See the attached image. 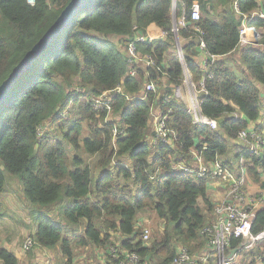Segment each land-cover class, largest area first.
Masks as SVG:
<instances>
[{"label":"trees","instance_id":"obj_1","mask_svg":"<svg viewBox=\"0 0 264 264\" xmlns=\"http://www.w3.org/2000/svg\"><path fill=\"white\" fill-rule=\"evenodd\" d=\"M173 1L87 0L0 105V195L8 173L22 179L32 205L56 207L38 218L30 238L35 246L60 248L63 264H78L79 251L116 246L115 236L121 254H137L139 264H172L180 248L190 253L204 248L200 232L213 220L210 181L173 170L192 164L193 149L206 161L220 159L229 168L246 160L249 184L264 185V156L251 154L254 139L239 137L261 121L264 111V37L261 47L238 48L243 15L262 9L261 0H177L180 16H187L186 27L179 29L183 57L194 81L204 79L202 111L218 122L217 129L193 126L177 100L164 105L162 96L173 94L169 86L183 79L172 34ZM71 2L36 0L31 6L27 0H0V87ZM195 2L201 11L197 22L190 16ZM152 24L170 36L141 44L139 50L152 55L161 70L140 68L137 78L129 77L119 39L133 37L134 26L145 32ZM251 26L262 31L264 20ZM201 40L212 56L238 51L240 76L226 60L204 71L198 60ZM147 78L162 92L156 107L174 132L170 144L148 140L154 136L149 121L155 94L149 93L146 101L117 95L110 122L106 111H96L88 101L121 84L125 94L138 95ZM114 126L122 134L114 137ZM256 127L254 133L264 132V123ZM38 129L44 130L43 137ZM150 214L164 229L146 241L140 218ZM263 229L261 209L252 233ZM106 255L105 264L117 263L111 251ZM247 256L250 264H264V242ZM0 264H20V259L0 248Z\"/></svg>","mask_w":264,"mask_h":264},{"label":"built area","instance_id":"obj_2","mask_svg":"<svg viewBox=\"0 0 264 264\" xmlns=\"http://www.w3.org/2000/svg\"><path fill=\"white\" fill-rule=\"evenodd\" d=\"M28 4L34 6L36 0H27ZM177 5V0L173 1V11ZM238 4L235 3V8ZM193 22L201 19L200 6L197 2L193 4L190 13ZM187 16L176 17L173 12L172 34L177 42V36L181 27H186ZM264 20V10L253 12L250 15H243L242 28L240 30L238 48H246L249 46L261 47V36L256 29L251 26L254 20ZM150 27V26H149ZM149 27L143 32L137 26L133 27V37L120 39L119 47L123 48L127 64L129 77L137 78L140 68L161 70L157 67L155 59L152 55L142 54L139 45H151L160 40L149 31ZM196 31L201 33L199 27ZM251 32V36H249ZM162 36L168 38L169 33L162 30ZM198 51L206 53L204 65L214 64L216 56L209 55L205 51V44L201 40ZM177 59L180 61L183 69V79L179 85H174V95L168 97L162 96L157 85L147 78L143 91L138 95H127L124 93L123 84L119 85L112 91H107L97 97H90L88 101L96 111H106L109 119L112 118L113 103L117 95L126 97L129 101L148 100V94H155V100L151 108V122L154 125V136L148 138L152 144L164 143L170 144L174 136V132L167 125L168 117L163 115L160 110H155L156 99L164 100V105L172 101L181 99L185 106L183 110L191 117L192 125L195 127H209L217 129L218 122L207 117L202 111V95L206 93L204 79L196 83L193 75L190 73L183 54L178 52ZM68 112H64L63 117H67ZM238 116V115H237ZM110 122V121H109ZM251 127L240 133V140L246 142L249 137L254 139L250 144V152L257 158L264 156V132L261 134ZM41 136V131L38 129ZM122 134L116 126L113 129V135ZM246 160L241 159L239 166L229 168L224 162L216 159L213 162L206 161L205 157L196 149L192 150V164L190 166L181 164L173 168L179 173H188L195 175L198 179H208L210 182L211 198L213 200L212 222L203 228L200 232L202 239L206 241L204 248L196 253H190L187 248H180L178 256L172 264H250L251 260L247 256L254 247L264 242V229L258 233H252V224L256 216V212L264 209V185L252 187L248 182V171L246 168ZM253 184V183H252ZM255 185V184H254ZM214 197L218 200L215 202ZM150 237L149 230L145 231L144 239L147 241ZM238 241L236 246L233 243ZM35 246L32 238L26 239L24 249L30 251ZM111 256L116 264H139L140 258L137 254L124 253L121 254L119 249H111ZM52 264V263H48Z\"/></svg>","mask_w":264,"mask_h":264},{"label":"rangeland","instance_id":"obj_3","mask_svg":"<svg viewBox=\"0 0 264 264\" xmlns=\"http://www.w3.org/2000/svg\"><path fill=\"white\" fill-rule=\"evenodd\" d=\"M175 16H180V9L175 5L174 11ZM173 17V16H172ZM263 30L261 31V42H263ZM240 64L232 65L233 71L240 76ZM47 129V128H46ZM41 136L44 135V130H41ZM51 132L50 130L48 131ZM176 167V166H175ZM174 168V167H173ZM6 178V188L3 194L0 195V248H7L13 250L12 248H16L17 246L23 247L26 239L30 238V234L34 232L36 227L38 218L41 216L51 215V213L55 212L56 207L52 208H43L39 209L36 206L32 205L30 200L26 197L23 190V182L20 177L12 176L8 173H5ZM251 186L254 188L256 185L251 183ZM209 189V188H208ZM210 192V189H209ZM211 196V194H210ZM218 199L214 197V201L216 202ZM40 207V206H39ZM57 222L56 217H52ZM142 223L145 224L147 230L150 232V238L153 234L161 233L164 229V224L160 222L155 214H150L143 216L140 218ZM147 221V222H144ZM119 236H115L114 241L116 242V246H109V250L118 249V240ZM150 240V239H149ZM35 247V246H34ZM53 254L54 258L51 259L54 264L58 262V255L56 254L57 248L49 249ZM106 249H99L96 252L87 251L78 253V264L87 263V257L95 259L100 253L103 258L107 257ZM15 254V253H14ZM47 254L44 253L43 256ZM19 259H22L21 254H15ZM94 262L91 264H102L100 260H93ZM28 263V262H27ZM26 263V264H27Z\"/></svg>","mask_w":264,"mask_h":264},{"label":"crops","instance_id":"obj_4","mask_svg":"<svg viewBox=\"0 0 264 264\" xmlns=\"http://www.w3.org/2000/svg\"><path fill=\"white\" fill-rule=\"evenodd\" d=\"M261 4H262V9H260V10H264V0H261ZM149 29H150L149 31L151 32V34L154 35L155 37H157L158 39H160V40H165L166 39V38H164L162 36V30L159 27H157L155 24H152L149 27ZM256 31L259 34L261 33V30H259V31L256 30ZM262 33L264 35V30H263ZM249 36H251V32H249ZM178 37H179V34H178ZM179 43H180V46H181L180 38H179ZM119 48L123 52V48L122 47H119ZM181 50H182V47H181ZM178 52H179V50H178V46H177V50L175 52L176 53V56L178 55ZM182 53H183V51H182ZM205 58H206V53H201L200 52V56L198 57L200 67L204 71L207 72L209 70L210 66L209 65L208 66H205L204 65ZM218 60H226V61L230 62L232 65L233 64L239 65L240 64V54L237 51V52H234L233 54H231V55H229L227 57H223V58L217 57L214 63H216ZM145 83H146V81H145ZM174 89H175V86L174 85H170L169 86V90L171 91V93H173L172 95H174ZM260 89H261L262 92H264V87H261ZM158 101H159V99L157 98L156 101H155V104H157ZM174 101H175V99H174ZM177 101L179 103H181L183 106H185L184 101H182L181 99H178ZM155 110H159V108L158 107H155ZM238 116H240V115H238ZM240 118L243 119L242 116ZM262 119H263V121H262ZM263 123H264V111L262 113L261 121L257 122L256 124H252L251 127L261 126V125H263ZM149 130L151 132V135H154V125L151 122V120L149 121ZM144 222H147V221L144 220ZM7 249H8V247H7ZM12 249L13 250H11V248H10L9 250L12 251L15 254H21L22 255V259H20V264H26L27 262H28L27 264H48L49 262L52 263V264H54L53 261L51 260V259L54 258V256L50 252L51 250H49V249H44V248H41L39 246H35V247L33 246V248L30 249V251H26L24 249V244H23V247H21V246L18 247L17 246L16 248H12ZM110 250H109V248H107L106 251H105L106 254L107 253L109 254V251ZM46 252H47V254L45 256H43L44 253H46ZM56 254L58 255V262L56 264H63L64 260H63V255H62V252H61L60 248H57ZM104 256H102L99 253L98 256L95 259H93V260H96V259L99 260V261L101 260L102 261V264H105L107 257H105V259H104L103 258ZM93 260H92V258H88L87 257V260H86L87 263H85V264H91V263L94 262Z\"/></svg>","mask_w":264,"mask_h":264},{"label":"water","instance_id":"obj_5","mask_svg":"<svg viewBox=\"0 0 264 264\" xmlns=\"http://www.w3.org/2000/svg\"><path fill=\"white\" fill-rule=\"evenodd\" d=\"M86 1L87 0H72L70 5L63 12L61 17L57 20L51 30L41 39V41L33 48V50L28 53L27 57L23 60V62L15 68L10 79L0 87V105L5 101L7 94L11 92L18 77L33 65L35 59L38 58L39 55L44 52V50H46L50 43L56 39L59 32L70 22V20L77 13H79L83 9ZM177 44L179 52L183 54L178 36Z\"/></svg>","mask_w":264,"mask_h":264}]
</instances>
